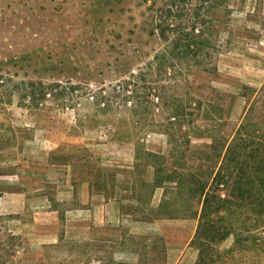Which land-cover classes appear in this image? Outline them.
<instances>
[{
  "label": "rangeland",
  "instance_id": "obj_1",
  "mask_svg": "<svg viewBox=\"0 0 264 264\" xmlns=\"http://www.w3.org/2000/svg\"><path fill=\"white\" fill-rule=\"evenodd\" d=\"M157 5L0 0V264H264L263 207L221 185L202 220L188 193L220 166L209 131L253 100L264 130V0H190L196 62L151 31Z\"/></svg>",
  "mask_w": 264,
  "mask_h": 264
},
{
  "label": "trees",
  "instance_id": "obj_2",
  "mask_svg": "<svg viewBox=\"0 0 264 264\" xmlns=\"http://www.w3.org/2000/svg\"><path fill=\"white\" fill-rule=\"evenodd\" d=\"M165 1L169 8L161 9L157 5L156 12L159 11L160 16L155 20L158 24L153 26L151 31L153 33L156 31L164 38H168L173 34L175 57L180 59L193 58L192 60L196 62L199 55L205 53L208 47V40L205 36V34L207 35L206 29L202 28L204 20H200L201 30L195 25H190L189 21L184 20L189 16L188 4L190 0ZM160 17L164 19L170 18L172 21L177 19L179 23L172 25L166 23L163 26ZM207 29L209 30L210 27H207ZM213 70L215 71L216 68ZM190 71L192 72L193 69ZM194 71L199 70L195 69ZM247 99L249 100V97ZM255 103L256 101L253 100L247 110V116L245 115L234 132L225 135L212 130L207 134L213 141L212 152L219 150L218 156H220L221 161L218 170L212 172L209 177L198 178L196 174H191L189 177L190 184H194V188L190 187L188 193L195 195L202 205L199 219L204 220L210 207L220 209L228 202V199L222 198L221 194H217V189H220L221 185L226 187V191H236L241 200L247 196L251 200L252 209L264 208V143L259 138L261 136L264 137V130L261 131L259 128L250 127V120L253 116L251 114L256 110ZM179 105L180 107L182 106L181 104ZM174 117L177 120L179 115L175 114ZM151 155L156 156L154 154ZM152 167L154 169L153 186L155 187H163L165 189V185L173 183L177 185V188H180L183 182L187 183L181 177L176 178L174 174L172 176V174H167L165 171H159L154 166ZM165 207L166 204H161L159 207L160 211H164V214L173 217L174 214L171 210H165Z\"/></svg>",
  "mask_w": 264,
  "mask_h": 264
}]
</instances>
